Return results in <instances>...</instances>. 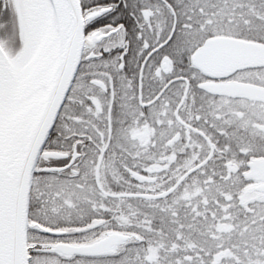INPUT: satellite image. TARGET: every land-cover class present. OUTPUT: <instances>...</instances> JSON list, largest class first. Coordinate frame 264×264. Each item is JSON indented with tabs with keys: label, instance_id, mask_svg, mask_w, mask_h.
<instances>
[{
	"label": "snow or ice",
	"instance_id": "obj_1",
	"mask_svg": "<svg viewBox=\"0 0 264 264\" xmlns=\"http://www.w3.org/2000/svg\"><path fill=\"white\" fill-rule=\"evenodd\" d=\"M0 264H264V0H0Z\"/></svg>",
	"mask_w": 264,
	"mask_h": 264
}]
</instances>
